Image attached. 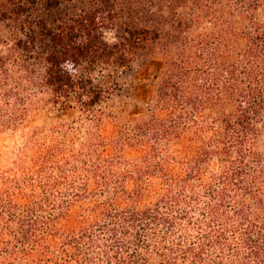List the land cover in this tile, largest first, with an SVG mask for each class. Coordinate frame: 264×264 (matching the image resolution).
<instances>
[{
    "label": "trees",
    "instance_id": "trees-1",
    "mask_svg": "<svg viewBox=\"0 0 264 264\" xmlns=\"http://www.w3.org/2000/svg\"><path fill=\"white\" fill-rule=\"evenodd\" d=\"M123 57L158 63L137 113L96 75ZM49 106L79 110L80 140H40ZM25 129L0 166L5 264H74L101 221L153 264L145 237L191 224L197 186L239 233L230 264H264V0H0V135Z\"/></svg>",
    "mask_w": 264,
    "mask_h": 264
},
{
    "label": "clouds",
    "instance_id": "clouds-1",
    "mask_svg": "<svg viewBox=\"0 0 264 264\" xmlns=\"http://www.w3.org/2000/svg\"><path fill=\"white\" fill-rule=\"evenodd\" d=\"M206 192L204 186L185 192L186 196L195 197L180 205L188 212L191 224L187 220L178 221L171 229H156L154 235L150 233L145 237L148 252L155 258L153 264H230L229 246L236 250L239 233L233 236L218 225L209 226L213 215L212 205L216 201ZM102 224L103 221L83 238L80 256L74 264H130L128 257L133 251L143 252L142 248H136L131 236L119 232L113 235L110 228L101 227ZM221 232L227 239L220 236ZM0 264L5 262L0 261ZM21 264L27 262L22 261Z\"/></svg>",
    "mask_w": 264,
    "mask_h": 264
},
{
    "label": "rangeland",
    "instance_id": "rangeland-1",
    "mask_svg": "<svg viewBox=\"0 0 264 264\" xmlns=\"http://www.w3.org/2000/svg\"><path fill=\"white\" fill-rule=\"evenodd\" d=\"M157 69L158 63L151 58L123 57L116 59L113 64L97 70L96 75L104 80H116L120 88L119 98L128 100L130 111L137 113L144 108L145 95ZM78 114V109L61 112L57 110V107L49 106L45 113L37 115L30 124L31 126L46 125L43 132L45 135L40 136V140H53V138L54 140H68L62 137L64 133L71 140H80L79 125L72 122L74 118L78 117ZM65 124L67 125L65 126ZM57 125H61L60 131L55 128ZM24 132H28L27 129L0 135V166L9 163L16 157L18 147L23 140H27ZM44 136L49 137L45 139ZM70 149L73 152H78V142L74 147L70 146Z\"/></svg>",
    "mask_w": 264,
    "mask_h": 264
}]
</instances>
